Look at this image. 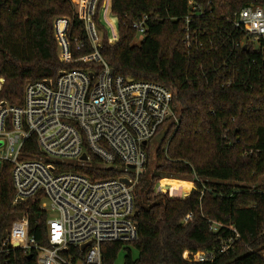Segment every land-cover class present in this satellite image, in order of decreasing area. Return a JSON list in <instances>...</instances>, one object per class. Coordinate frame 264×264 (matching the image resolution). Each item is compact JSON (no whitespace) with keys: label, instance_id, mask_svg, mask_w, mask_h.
<instances>
[{"label":"trees","instance_id":"trees-1","mask_svg":"<svg viewBox=\"0 0 264 264\" xmlns=\"http://www.w3.org/2000/svg\"><path fill=\"white\" fill-rule=\"evenodd\" d=\"M103 1L93 16L101 56L116 75L163 84L179 114L168 139L147 147L134 189L138 239L103 243V264H114L122 250L124 264H264V39L254 45L233 23L244 6L264 0H105L118 22L113 43L98 21ZM61 16L72 20L73 56L93 53L72 0H0V101L21 105L27 83L56 78L60 70H100L94 61H60L53 22ZM145 16L147 31L136 44L133 24ZM24 150L39 152L34 144ZM92 161L83 169L92 178L123 172L99 166L96 156ZM11 169L0 168V264H38L35 250L4 244L15 218L27 215L30 235L49 245L48 212L38 203H15ZM214 222L223 226L214 230ZM233 228L240 236L225 252ZM72 253L84 259L79 248ZM205 253L213 256L199 261Z\"/></svg>","mask_w":264,"mask_h":264},{"label":"built area","instance_id":"built-area-1","mask_svg":"<svg viewBox=\"0 0 264 264\" xmlns=\"http://www.w3.org/2000/svg\"><path fill=\"white\" fill-rule=\"evenodd\" d=\"M97 2L87 0L83 16L94 52L75 60L97 62L100 70H60L56 78L27 83L21 105L0 101V168L12 166L15 203H38L48 212L49 242L39 244L30 235L28 216L22 215L12 222L4 244L35 250L38 264H103V243L138 239L134 189L146 169L147 147L165 126L175 128L179 122L171 90L155 81L116 75L101 56L93 21ZM147 19L133 24L141 34L147 31ZM233 23L257 45L264 39V1L244 6ZM69 24L65 17L55 18L63 61L71 60ZM82 47L76 42L77 50ZM4 81L0 78V89ZM33 144L38 153L24 150ZM93 156L100 159L99 166L117 167L122 174L92 178L83 169L93 166ZM213 224L214 230L223 226ZM232 230L235 238L224 244L225 252L240 236ZM72 247L84 252V259L76 260ZM212 256L200 254L198 259Z\"/></svg>","mask_w":264,"mask_h":264},{"label":"rangeland","instance_id":"rangeland-1","mask_svg":"<svg viewBox=\"0 0 264 264\" xmlns=\"http://www.w3.org/2000/svg\"><path fill=\"white\" fill-rule=\"evenodd\" d=\"M76 1L79 3L80 13L77 11V8H76V5H75L74 0H72V3H73L74 8H75V11L83 19L84 18L83 16H84V13H85V7H86L87 0H76ZM104 4H105V0L103 1L102 8L100 9L99 16H98V21L100 22V24H102L105 27L106 32L108 34V38L113 43V42H115L118 39V37L116 35L118 33V28H117L118 22L116 21L115 17L112 15L111 11H109L108 9H104ZM61 17H65V16H61ZM65 18H67V19L70 20V24H69V33H70L72 20L69 17H65ZM117 20H118V18H117ZM53 23H54V34H55V38H56L57 43H58V57L60 59L61 58L60 45H59V41H58V37H57L56 30H55V19H54V22ZM94 24H95V22H94ZM95 26H96V24H95ZM96 29H97V32H98V35H99V39H100V42H101L102 31L100 29H98L97 26H96ZM143 36H144L143 34L139 33L138 36H137V38H136V40H135V43L136 44L140 43V41L142 40ZM116 37H117V39H116ZM70 42H71V40H70ZM71 45H72L71 60H69V61H63V60L60 59L61 62H64V63H74V62H77L75 60L77 58H75L73 56V44H72V42H71ZM170 134H171V131L168 134V136H167L166 139H168V137L170 136ZM260 182H264V176L261 178ZM168 191L169 190L161 191V192H168ZM156 192H158V191H156ZM54 215H55V213L51 211L50 212V216H54ZM17 218L18 217H16L15 219H17ZM133 254L135 256L137 255V251L134 248H133ZM124 255H125V251L124 250L120 251L119 254H118L117 259L114 262V264H124Z\"/></svg>","mask_w":264,"mask_h":264},{"label":"water","instance_id":"water-1","mask_svg":"<svg viewBox=\"0 0 264 264\" xmlns=\"http://www.w3.org/2000/svg\"><path fill=\"white\" fill-rule=\"evenodd\" d=\"M245 48H246V46H245ZM171 128H172V126L170 125V126H165L158 134H157V136L151 141V144H152V146L153 147H155L156 145H161V144H163L164 142H165V140H166V138H167V136H168V134L170 133V131H171ZM146 143V142H145ZM3 144V142L2 141H0V145H2ZM86 154H84L83 155V159H86ZM124 181L125 182H128V180L127 179H124ZM138 214V212L136 211V214L135 215H137ZM86 247V245L85 246H83V248H85Z\"/></svg>","mask_w":264,"mask_h":264},{"label":"crops","instance_id":"crops-1","mask_svg":"<svg viewBox=\"0 0 264 264\" xmlns=\"http://www.w3.org/2000/svg\"><path fill=\"white\" fill-rule=\"evenodd\" d=\"M75 2H77L76 0H74Z\"/></svg>","mask_w":264,"mask_h":264}]
</instances>
